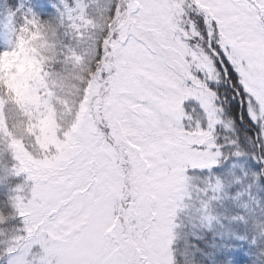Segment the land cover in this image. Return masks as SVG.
Listing matches in <instances>:
<instances>
[{
    "label": "snow or ice",
    "instance_id": "1",
    "mask_svg": "<svg viewBox=\"0 0 264 264\" xmlns=\"http://www.w3.org/2000/svg\"><path fill=\"white\" fill-rule=\"evenodd\" d=\"M12 3L0 264H264V0Z\"/></svg>",
    "mask_w": 264,
    "mask_h": 264
},
{
    "label": "rangeland",
    "instance_id": "2",
    "mask_svg": "<svg viewBox=\"0 0 264 264\" xmlns=\"http://www.w3.org/2000/svg\"><path fill=\"white\" fill-rule=\"evenodd\" d=\"M8 10L5 5V0H0V31H2L3 25L7 23ZM17 19H19V16H17Z\"/></svg>",
    "mask_w": 264,
    "mask_h": 264
},
{
    "label": "trees",
    "instance_id": "3",
    "mask_svg": "<svg viewBox=\"0 0 264 264\" xmlns=\"http://www.w3.org/2000/svg\"><path fill=\"white\" fill-rule=\"evenodd\" d=\"M5 5L7 7V9H9V7H14V4L12 3V0H5ZM227 91L226 87L222 86L221 88V92L223 94V92Z\"/></svg>",
    "mask_w": 264,
    "mask_h": 264
}]
</instances>
